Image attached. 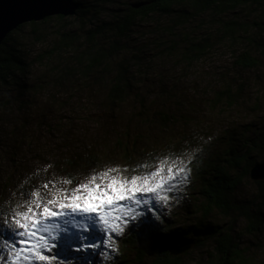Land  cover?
Wrapping results in <instances>:
<instances>
[{
	"label": "trees",
	"instance_id": "1",
	"mask_svg": "<svg viewBox=\"0 0 264 264\" xmlns=\"http://www.w3.org/2000/svg\"><path fill=\"white\" fill-rule=\"evenodd\" d=\"M78 1L75 16L27 23L0 45V165L10 162L14 172L28 152L81 180L102 165L115 167L108 159L121 152L119 166L136 174L133 166L152 165L171 145L149 143L156 133L194 121L200 91L213 110L234 109L242 100L243 81L229 78L227 68L196 74L198 64L224 50L236 70L264 66V0ZM219 72L226 73L222 81ZM208 76L204 87L193 86ZM30 125L49 141L44 148L38 150ZM263 150L264 134L244 151L231 148L214 166H200L198 219L190 226L161 224L164 242L154 246L132 232L115 264H192L196 254L198 264H255L237 227L243 222L249 235L264 228V181H253L254 199L239 202L237 194ZM7 201L0 194V204ZM184 246L191 248L176 254Z\"/></svg>",
	"mask_w": 264,
	"mask_h": 264
},
{
	"label": "snow or ice",
	"instance_id": "2",
	"mask_svg": "<svg viewBox=\"0 0 264 264\" xmlns=\"http://www.w3.org/2000/svg\"><path fill=\"white\" fill-rule=\"evenodd\" d=\"M192 163L164 153L157 164L133 166V175L127 166L107 167L22 191L25 199L0 204V264H92V256L115 264L126 229L138 230L147 246L163 243L157 205L190 184Z\"/></svg>",
	"mask_w": 264,
	"mask_h": 264
},
{
	"label": "rangeland",
	"instance_id": "3",
	"mask_svg": "<svg viewBox=\"0 0 264 264\" xmlns=\"http://www.w3.org/2000/svg\"><path fill=\"white\" fill-rule=\"evenodd\" d=\"M231 60L232 57L230 53L223 50L198 64L194 71L196 74H210L214 71H224V68H227V72L230 74L229 78H234L233 80L237 84L243 81L239 85L244 88V96L238 106L234 109L219 108L213 110V107L209 105L208 100L204 98L205 92L200 91L201 96L199 98L195 96L193 99V102L196 104L195 112L197 113L193 119L194 121L183 123L185 125L176 128L174 132L167 133H171L168 136L165 132L156 133L155 138H152V142H149L157 146H159L160 143L163 145H166L167 143L171 144L170 147L167 148V151H169H166V153H184L185 157H190L193 161L190 165V184H188L179 193L178 198L176 196H172L167 204L157 205L162 213L159 219L161 220L160 225L169 223L172 226H190L194 221H196V218L198 219V215L195 214V208L198 200L200 199V185L198 175L196 173L200 170V166H214L218 161L220 162L221 159H223L225 153L231 150V148H233L236 152L240 149L244 151L245 143L255 140L258 136L264 134V66L262 70L259 71H239L232 67L233 65ZM222 74L224 75L221 81L224 77H226V73L219 72V79ZM209 81H211L210 76L203 78L201 80V84L197 82V84L193 86L204 87V85ZM215 81L218 83L217 78ZM194 82L195 80H193V83ZM190 94L193 96V92H190ZM156 108L157 104L154 106V110ZM31 126L32 125H30L31 135H34L35 140L36 137L37 139L40 138V140H36V143L39 144V147H41L38 149L40 150L44 148L49 141L47 140L46 142L45 138L41 141L42 137L38 134L37 128ZM95 128L96 127L93 126H87V130L93 131L92 133L97 132ZM175 132H177V137H174ZM55 137L56 136H54V138ZM91 137L93 142L101 140L95 135H91ZM172 139L175 140L177 145L172 144ZM163 140L167 143H164ZM59 142H61V140H59ZM108 149L111 151L114 150L112 146ZM151 150H153L152 146ZM26 154L28 155V158L19 164L20 166L17 167L15 172L13 171V167L8 165L10 162H5L8 164L2 163L0 165V168H2L0 169V177L1 179L4 178L2 181L3 184H0V194L4 193V195L9 196V201L14 199H25L26 195L22 196V191L25 194L29 193L46 182L72 178L68 175L58 174L57 172H61L63 169L57 170L56 166L50 164L51 161H48L47 156L41 155L43 156V159H41L40 157H36L37 155L29 157L28 152L25 153V156H27ZM121 158L122 153L120 152L119 154L116 153V155H111V158L108 159V161L118 162L114 165L116 167L123 164V161L120 160ZM254 159L259 162L263 161L264 150L262 153L254 155ZM158 162L159 159H155L153 164H157ZM107 167V164L102 165L99 168L93 169L90 173L83 174L81 176L85 178L93 171L98 172ZM83 177L81 180H84ZM6 181H8V183L5 185ZM59 186L60 184H57V187ZM72 186L73 185H66V187ZM41 191L43 192L44 190L41 188ZM257 195H259V192H257V188L254 186L253 181L250 180L249 182L242 184L237 194V200L254 199V196ZM129 228H131V225ZM243 228L244 223L241 222L237 227V230L240 231L243 236L240 243L241 247L247 250L249 255L253 257V262L255 264H264V228L260 233L254 235L246 234L243 232ZM135 231L136 230L126 229V234L117 241L119 252L122 248V239ZM134 251L135 249L133 248L127 250V254L129 252L130 258H134ZM197 256L198 254L193 256L191 259L193 260L192 264H198ZM91 258L92 264H101L103 259L102 257L97 256H92ZM5 264H7V262H5ZM53 264H56V262H53ZM84 264H87V261H85Z\"/></svg>",
	"mask_w": 264,
	"mask_h": 264
},
{
	"label": "water",
	"instance_id": "4",
	"mask_svg": "<svg viewBox=\"0 0 264 264\" xmlns=\"http://www.w3.org/2000/svg\"><path fill=\"white\" fill-rule=\"evenodd\" d=\"M144 5L134 4L133 7ZM79 9L78 0H0V45L22 25L56 16L72 17ZM250 178L254 182L264 181V160L251 168ZM189 248L191 246L177 248L176 254Z\"/></svg>",
	"mask_w": 264,
	"mask_h": 264
}]
</instances>
